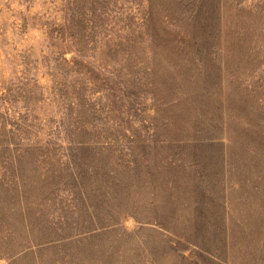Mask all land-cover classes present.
Masks as SVG:
<instances>
[{
	"label": "rangeland",
	"instance_id": "obj_1",
	"mask_svg": "<svg viewBox=\"0 0 264 264\" xmlns=\"http://www.w3.org/2000/svg\"><path fill=\"white\" fill-rule=\"evenodd\" d=\"M0 264H264V0H0Z\"/></svg>",
	"mask_w": 264,
	"mask_h": 264
}]
</instances>
